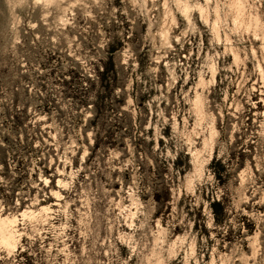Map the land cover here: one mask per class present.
I'll return each instance as SVG.
<instances>
[{
    "label": "clouds",
    "instance_id": "obj_1",
    "mask_svg": "<svg viewBox=\"0 0 264 264\" xmlns=\"http://www.w3.org/2000/svg\"><path fill=\"white\" fill-rule=\"evenodd\" d=\"M34 6L93 37L81 62L128 131L101 137L95 95L67 120L52 110L56 169L0 176V264H264V0Z\"/></svg>",
    "mask_w": 264,
    "mask_h": 264
},
{
    "label": "rangeland",
    "instance_id": "obj_2",
    "mask_svg": "<svg viewBox=\"0 0 264 264\" xmlns=\"http://www.w3.org/2000/svg\"><path fill=\"white\" fill-rule=\"evenodd\" d=\"M105 39L107 53L115 37ZM93 43L92 36L57 31L43 23L34 0H0V163L4 164L0 176L4 180L15 183L12 172L46 180L56 169L59 150L52 147L53 109L59 108L67 120L95 95L105 113L99 121L101 137L114 139L128 131L119 93H101L81 62L96 51ZM121 52L122 47L111 57L112 90L120 84ZM10 163L15 168L10 169Z\"/></svg>",
    "mask_w": 264,
    "mask_h": 264
}]
</instances>
